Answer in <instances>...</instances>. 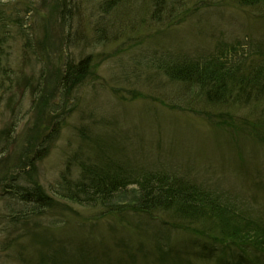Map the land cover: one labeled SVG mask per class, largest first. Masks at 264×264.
<instances>
[{
	"label": "rangeland",
	"instance_id": "obj_1",
	"mask_svg": "<svg viewBox=\"0 0 264 264\" xmlns=\"http://www.w3.org/2000/svg\"><path fill=\"white\" fill-rule=\"evenodd\" d=\"M45 2H6L5 13L19 20L10 25L5 46L11 76L3 82L0 102V264H47L55 258L60 264H157L155 246L162 242L180 248L191 263L215 264L213 258L205 262L209 248L203 239L170 229L154 215L143 217L146 222L130 214L101 215L53 190L65 169L76 178L77 161L95 163L113 141L110 156L128 158L127 173L166 170L219 194L241 195L264 217V143L242 127L231 130L193 113L202 106L153 67L155 59H257L264 54V11L236 0H190L183 8L191 16L168 28L139 16H99L96 0H77V10L75 0H48V7ZM62 4L67 17L60 15ZM134 5L138 15L149 8L147 0ZM70 8L72 16L79 13L72 28ZM106 22L100 39L96 29ZM22 28L33 39L30 45L18 32ZM89 55L94 72L76 96L57 92L65 60ZM41 98L45 115L53 116L50 125L39 114ZM15 177L59 202L27 215V221L10 222V207L18 204L4 189H11ZM138 241L141 248L135 247Z\"/></svg>",
	"mask_w": 264,
	"mask_h": 264
},
{
	"label": "trees",
	"instance_id": "obj_2",
	"mask_svg": "<svg viewBox=\"0 0 264 264\" xmlns=\"http://www.w3.org/2000/svg\"><path fill=\"white\" fill-rule=\"evenodd\" d=\"M7 1L0 0V102L3 82L11 76L5 46L10 40V25L19 20V17L5 13ZM75 1L77 10L79 4ZM147 1L148 10L143 15H138L134 13V0H96L98 15L112 17V21L123 20L125 14L139 16L141 20L147 19L154 26L169 28L191 16L185 14L187 9L183 8L190 0ZM236 2L248 9L264 11V0ZM61 6L60 15L65 16V5ZM75 9L70 8V28L73 19L79 18L77 11L72 16ZM107 25L109 24L106 22L102 28L100 25L96 29L100 39ZM18 32L26 39V45H30L33 39L26 35L24 28ZM153 64L154 69L170 84H179L185 88L184 93L193 97L191 100L196 106H202L194 111L191 109L193 113L204 114L207 119L217 120L218 126L231 130L242 127L254 136L257 134L258 140L264 143V54L251 61L227 62L220 55H210L204 59H155ZM93 68L90 55L77 61L66 59L61 73L57 75V92L63 95L70 93V98L75 97V90L92 76ZM43 101L41 98L39 114L44 115L46 124L50 125L53 116L45 115ZM242 110H248V113L241 115ZM212 111L215 113L214 117ZM251 116L252 120L249 119ZM10 127L11 124L2 133H9ZM108 145L110 146L104 147L103 155L95 163L77 161L76 178L70 177V168L65 169L53 194L63 200L96 208L101 215L123 218L130 214L142 217L139 218L142 222H146L144 218L154 215L156 220H161L170 229L177 227L197 236V239H203V248H209L205 262L213 258L215 264H264V217L259 214L262 212L260 209L256 210L257 205L253 204L251 207L241 195L219 194L206 185L166 170L144 168L139 173L129 174L126 169L131 167L126 168L123 163L129 161L128 158L121 156L124 160H120L121 157L118 159L110 156L113 141ZM36 156L34 154L32 158L35 159ZM15 179L10 184L11 189H4L18 204L17 209L10 207V222L27 221V215L39 214L38 211L51 208L55 202H59L39 186L25 187L18 183L16 177ZM135 244L136 248L142 247L140 241ZM155 249V261L158 264H197L189 262L183 256L184 252L180 253V248L170 247L167 243H157ZM172 253H176L174 257L171 256ZM79 255L86 256L82 253ZM47 264L60 262L55 258L49 259Z\"/></svg>",
	"mask_w": 264,
	"mask_h": 264
}]
</instances>
